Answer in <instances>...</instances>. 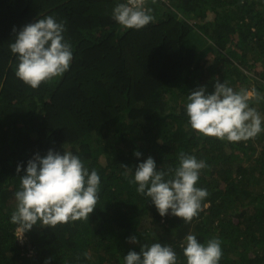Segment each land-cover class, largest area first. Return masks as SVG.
Listing matches in <instances>:
<instances>
[{
  "label": "trees",
  "instance_id": "16d2710c",
  "mask_svg": "<svg viewBox=\"0 0 264 264\" xmlns=\"http://www.w3.org/2000/svg\"><path fill=\"white\" fill-rule=\"evenodd\" d=\"M119 2L0 0V264H123L129 250L154 242L171 244L186 264L188 233L219 238L218 264H264V131L237 142L205 136L185 111L190 91L211 92L219 79L252 93L250 106L264 116V0L155 1L141 29L112 19ZM46 15L65 22L73 59L32 88L16 77L9 45L14 27ZM64 148L99 174L96 208L89 218L34 225L21 241L10 222L17 164ZM181 151L206 162L197 186L208 195L189 222L160 216L130 182L148 156L167 171Z\"/></svg>",
  "mask_w": 264,
  "mask_h": 264
},
{
  "label": "clouds",
  "instance_id": "9594fccd",
  "mask_svg": "<svg viewBox=\"0 0 264 264\" xmlns=\"http://www.w3.org/2000/svg\"><path fill=\"white\" fill-rule=\"evenodd\" d=\"M151 11L142 0H123L112 8L111 17L125 28L141 29L153 20ZM65 31V22L54 15L36 18L19 29L14 27L9 48L17 61L16 77L37 88L68 71L73 52ZM250 96L247 89L235 90L219 79L211 92L206 85L198 86L186 97L188 123L205 136L229 142L252 138L264 131V116L250 106ZM134 155L139 158L142 154L135 151ZM205 167L204 160L181 151L174 168L158 170L156 160L148 156L135 167L130 182L137 185L139 194L150 198L160 216L171 214L189 222L198 215L208 195L207 189L197 186ZM16 170L23 171V175H19L17 203L10 222L22 235L34 225L52 227L89 218L96 208L100 176L94 169L89 171L73 151L64 148L62 152L49 149L45 155L37 152L26 166L23 162L17 164ZM127 240L131 244L139 242L135 235ZM181 248L186 264H218L222 255L217 237L202 243L195 234L188 233ZM123 264H177V255L168 243L141 244L140 252L129 250L124 254Z\"/></svg>",
  "mask_w": 264,
  "mask_h": 264
},
{
  "label": "built area",
  "instance_id": "2783aa9c",
  "mask_svg": "<svg viewBox=\"0 0 264 264\" xmlns=\"http://www.w3.org/2000/svg\"><path fill=\"white\" fill-rule=\"evenodd\" d=\"M118 1H123V0H118ZM155 1H160V2H169V0H142V2H143V4H144V6L146 7V8H149V4L151 3V2H155ZM17 236H18V238L21 240V241H23L24 240V234L22 235V231L20 230V229H18V231H17Z\"/></svg>",
  "mask_w": 264,
  "mask_h": 264
},
{
  "label": "rangeland",
  "instance_id": "374dc122",
  "mask_svg": "<svg viewBox=\"0 0 264 264\" xmlns=\"http://www.w3.org/2000/svg\"><path fill=\"white\" fill-rule=\"evenodd\" d=\"M190 40H192V37L190 38ZM192 43H193L195 46L199 47V43H197V42H195V41H192ZM203 48H204V47H201V48H200V51L203 50ZM251 94H252V93H251Z\"/></svg>",
  "mask_w": 264,
  "mask_h": 264
}]
</instances>
